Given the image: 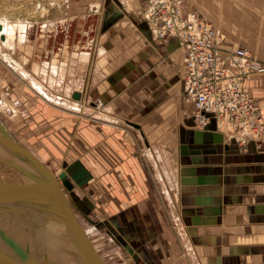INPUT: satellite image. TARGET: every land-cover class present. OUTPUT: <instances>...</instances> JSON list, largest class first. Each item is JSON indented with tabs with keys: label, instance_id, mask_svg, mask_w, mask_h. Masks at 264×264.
<instances>
[{
	"label": "crops",
	"instance_id": "1",
	"mask_svg": "<svg viewBox=\"0 0 264 264\" xmlns=\"http://www.w3.org/2000/svg\"><path fill=\"white\" fill-rule=\"evenodd\" d=\"M150 2L68 0L64 14L70 22L59 27L61 39L71 28L79 34V51L57 66L66 78L73 71L78 85L70 93L78 90L84 99L111 98L112 104L124 97L127 107L106 109L115 120L78 117L11 81V98L20 92L23 106L33 108L39 101L48 108L33 109L25 117L33 134L47 130L48 136L40 143L28 136L27 146L32 145L34 151L28 148L43 162L60 164L55 171L60 183L61 172L70 178L67 168L73 161L80 165L78 173L95 184L97 190L92 185L89 190L103 200L99 204H105L113 220H122L124 213V220L141 234L143 246L134 254L136 261L144 258L141 264H264V136L258 145L254 134L215 117L205 127L195 124L192 102L183 95V50L172 33L162 40L155 37L148 20ZM183 6L213 23L221 35L217 48L222 55L245 46L264 61V0H183ZM91 51L95 56L90 62ZM244 85L264 118V75L250 73ZM49 87L56 96L62 92L60 85L53 86L57 92ZM125 113L130 119L124 115L121 122L117 115ZM136 133L154 163V176L140 156ZM61 149L65 155L59 156ZM158 190L165 193L169 207ZM87 198L95 202L91 195Z\"/></svg>",
	"mask_w": 264,
	"mask_h": 264
},
{
	"label": "rangeland",
	"instance_id": "2",
	"mask_svg": "<svg viewBox=\"0 0 264 264\" xmlns=\"http://www.w3.org/2000/svg\"><path fill=\"white\" fill-rule=\"evenodd\" d=\"M67 2L68 0H0V15L3 16L4 19L9 22L16 21L26 23V30H21L20 32L17 31L16 38L14 39L12 46L9 47V45H11V41L13 40V36L5 43L0 41V99L3 100L2 102L0 101V118L7 125L12 134L20 139L19 142L25 146H27L26 138L28 136H32L33 139H35V141L38 143H40V141L44 142L45 140H48V136L44 134V131L47 130H41V132L33 134L34 132L28 128L31 126V124L27 125L25 118L29 116L28 114H31L30 111L33 109L44 110L45 108L43 106H45V104L43 102L40 103L39 101H35V107L33 108H30L29 106H23L20 102L21 99L19 98L20 92L17 95L15 94V97L13 98L9 96V92L11 89L13 90L11 85L17 87L18 89L20 88V90H24V92L27 90V92H30V95L32 94V96L35 95L38 98L42 97L53 105H58L59 107L74 111L75 113L79 114L78 117L80 115H85L95 118L97 115H100L115 120V118H113L114 116L107 112L106 109L111 108L112 110L117 105L123 109H126L127 107V104L122 102V100H125L122 99L124 97L121 99L117 98L114 104H112L111 98L107 99L105 97H93L91 99H84L82 96L80 99H74L71 97L70 90L78 85L76 84L73 77V71L71 69L70 75H68V78H66L67 76L62 74V72H59L57 66L64 60L69 61V58L73 57V55L79 51L78 47H75L76 44L79 45L77 41V38L79 39V34L71 33V28L68 29L69 33L65 37V40L62 41L61 39L62 31L60 29L70 22V19L65 17L64 14ZM150 3L151 7L149 10L148 20L151 22L154 30H156V28L160 25V20L155 19V16H153V11L154 9H158V0H151ZM95 5H97V3H95ZM90 20L92 21V18ZM59 27L62 28L59 29ZM24 32H26V35L22 36ZM88 36H90V34H88ZM85 41L81 40L80 42L86 44ZM88 42H90V40H88ZM82 47L83 46H81V48ZM69 55L71 56L69 57ZM89 56L91 57V62L95 56V51H91ZM180 58H182L181 55ZM72 59H74V57ZM10 60H13L17 63V68L10 64ZM180 60L182 59H179V62L182 63ZM52 65L57 66L56 72L51 71ZM180 66L176 70L177 72L180 70ZM92 68L93 67L91 66L90 69ZM26 73H28V75ZM63 77L66 79V81L65 79L63 80ZM11 81H13V83L10 85ZM32 82H34L35 85L32 84ZM3 84H6L7 86H3ZM48 84L52 87L53 90H51L54 92H57V89L60 85L62 90L60 93L61 95L59 94V96H56L51 91H49L50 87ZM32 85L34 89L31 87ZM81 85L85 86L86 82H81ZM88 85L90 87L92 86L90 81L87 82V86ZM120 85H123V83ZM53 86L57 89H55ZM5 87H7L8 92L5 91ZM39 88H42L41 91ZM37 89H39V91ZM43 89L50 93L49 95L52 97V99L47 98ZM74 101L77 102L78 106H80L82 110H76L70 106L73 105ZM52 109L53 108H51V112L53 111ZM45 110H48V108ZM127 113L117 115V118L122 119L121 122H125L123 118L124 115H126L125 117L131 115ZM165 116H168V114ZM179 118L180 117H178V119ZM27 119L30 120L29 117ZM38 125L42 126L43 122L39 121ZM222 126L223 128H226L224 124ZM137 134L138 133H136L135 136L138 140V151L140 152V156L143 159L146 168H149L152 173L151 175H153L154 163L148 159L147 156H145V147L141 138H138ZM49 136L55 142H58V139L52 133L49 134ZM255 137L257 136L255 135ZM257 138L258 140L256 143L260 145L263 139L260 137ZM57 144L59 145V143ZM27 147H30L34 151L32 145ZM241 148L245 149L246 146L242 143ZM61 153L65 155L62 149L59 156L62 155ZM66 156L68 155L66 154ZM49 163L53 164V162ZM51 167L54 172L58 169H61L60 164H58L57 167H54L53 164ZM79 168L80 165L73 161L72 165H69L67 168L70 178L66 173H64L61 175V184H63V186L67 189V192L70 196L72 211L89 235L94 247L107 264H141V260H144V258H141L140 261H136L134 258V254L138 253L137 250L141 251L143 246V243L140 241L141 234L138 236L134 227L131 228L128 221L124 220V213L121 216L122 220H113V217H111L112 212L106 209L104 203L102 205L99 204V201L103 202V200H99L98 195L89 190L91 188L89 186L92 185L95 187V184L93 182L89 183L88 179H85L83 176H81L79 174L81 172L78 171ZM1 171L5 173L13 172L12 169L8 168L7 166L2 167ZM56 176L60 181L59 175L56 174ZM17 177L20 178L19 175H17ZM8 178H11L10 182L16 180L14 174H11V176ZM95 189L97 190V187H95ZM158 193L165 206L169 207L164 196L165 193L163 191L160 192L159 190ZM89 195L92 196L95 202L88 200L87 197ZM97 203L101 208L97 206ZM138 215L140 217L142 216L141 214ZM173 225H175L174 222ZM168 228L170 229L169 224ZM131 241L133 242V246L131 245Z\"/></svg>",
	"mask_w": 264,
	"mask_h": 264
},
{
	"label": "built area",
	"instance_id": "3",
	"mask_svg": "<svg viewBox=\"0 0 264 264\" xmlns=\"http://www.w3.org/2000/svg\"><path fill=\"white\" fill-rule=\"evenodd\" d=\"M153 13L160 20L154 34L172 33L184 46L183 95L193 104L196 125L205 127L210 117H223L234 129L264 136V118L244 85L250 73L264 75V61L245 46L222 55L217 48L221 35L213 23L194 10L187 12L182 0H158Z\"/></svg>",
	"mask_w": 264,
	"mask_h": 264
},
{
	"label": "water",
	"instance_id": "4",
	"mask_svg": "<svg viewBox=\"0 0 264 264\" xmlns=\"http://www.w3.org/2000/svg\"><path fill=\"white\" fill-rule=\"evenodd\" d=\"M72 96L78 97V91L74 90ZM1 149L20 154V156H23L25 160L29 161L41 174L33 175L30 170L14 162L11 156L1 151ZM0 162L3 164L6 163L13 170L24 174L33 181L32 184L30 183L29 186L25 187V189L27 188L31 191V195L15 194V190L19 186L14 181L5 185L1 184L0 202L6 201L7 203H14L13 200L16 197H22L42 203L45 207L42 206L44 208L41 209V212L45 213L44 217H47V219H55V217L50 216L52 214L51 208L59 211L66 226V233H69L71 243L79 259V264H107L94 247L89 235L72 211L70 199L66 196L67 189L63 184L59 183L57 177L53 174L54 172L47 165L22 145L21 142L13 139L1 122ZM9 206L14 208V205ZM19 216L23 220H19L17 215H11L10 212L0 208V264H56L53 256L46 254L47 251L39 243L37 244L35 240L31 243L28 239L24 241V239L17 236V227L19 225L25 228L27 226L31 228L38 227L33 222L28 221L25 216H21V214ZM15 219L20 221L18 226L15 225ZM7 222H9L8 225L11 227L4 226Z\"/></svg>",
	"mask_w": 264,
	"mask_h": 264
},
{
	"label": "bare ground",
	"instance_id": "5",
	"mask_svg": "<svg viewBox=\"0 0 264 264\" xmlns=\"http://www.w3.org/2000/svg\"><path fill=\"white\" fill-rule=\"evenodd\" d=\"M182 2H183V0H182ZM186 11L189 12V11H193V10L188 8ZM21 30H23V23L22 22H16V21L9 22L6 19H4L3 16L0 15V41L2 43H5L6 41H8L13 36L15 31L20 32ZM155 37H157V36L155 35ZM161 40H162V37H161ZM177 46L182 48L183 55H184V46L180 45L178 38H177ZM9 62H10V64H12V66L17 68L16 62H14L13 60L12 61L10 60ZM182 67H183V69H182L181 75L183 74V70H184V66H182ZM32 84L35 85L34 82H32ZM31 87L34 89L33 85ZM4 89L6 92H8L7 87H5ZM39 89H37V90L39 91ZM40 91H41V89H40ZM78 93H79L78 97H73L72 93H71V97L74 99H80L81 92L78 91ZM0 101L2 102L3 100L0 99ZM70 106H72L73 109H76V110L79 109L76 101H74L73 105H70ZM192 106H193V104H192ZM79 110H82V108ZM217 120H221V121L223 120L224 122H227L229 124V122L226 118L218 117ZM0 122L5 126V128L8 130V132L13 137V139L19 142L20 139L15 137L12 134V132L9 130V128L3 122V120L1 118H0ZM194 122H195V120H194ZM230 128H232V127H230ZM244 130H246V129H244ZM246 131L251 133V131H249V130H246ZM22 145H24V144H22ZM25 147L28 148L27 146H25ZM1 151L10 155L11 158L14 160V162H17L23 168L30 170L33 175H40L41 174L31 165V163L29 161L25 160V158L23 156H20V154L13 153V152L11 153L10 151H7L6 149H4V150L1 149ZM32 153L37 158H39L34 152H32ZM43 163L45 165H47L53 171L51 164L49 162H43ZM4 166H7L8 168L12 169L6 163L3 164L0 162V185L1 184L5 185V184L11 183L10 182L11 178L9 179L8 177H10L11 174H14V177L16 178V180L14 182L16 185L19 186V188H17L14 193L15 194L31 195L32 194L31 191L27 188L25 189V187L29 186L30 183L32 184V182H33L32 179L26 177L22 173L21 174L18 173L16 170H13V169H12L13 172H10L11 174L9 172L5 173V172L1 171V168ZM14 171H16V172H14ZM53 174L56 176L55 172ZM17 175H19L20 178L17 177ZM61 175H63L62 172H61ZM57 180L59 181L58 177H57ZM59 183H60V181H59ZM66 196L68 199H70L68 192L66 193ZM13 201H14V203L13 202L7 203L6 201L0 202V208L1 209L3 208L6 211L10 212L11 215H15V216L17 215V218L19 220H23L19 216V214H21V216H25V218H27L28 221L33 222V224L38 226L36 228H31L30 226H27V228H25L24 226H21V225L18 226L20 221L15 219V225L18 226L17 227V234H18L17 236L19 238L24 239V241L28 239L31 243L34 242V240H35L37 242V244L39 243V245L47 251L46 254L53 256V259L56 260V264H79V259L76 255L75 249L71 243V240H70L71 238L69 237V233H66V226H65V223H64L63 218L61 216V213H59V211L53 210V208L50 207L52 209V214L50 216L55 217V219H47V217H44L45 213L41 212V209L45 207L44 204L33 201V200H29L28 198H22V197H16ZM9 205H14V208H11ZM42 206H44V207H42ZM7 214L10 216L9 213H7ZM0 222H1V220H0ZM8 223L9 222L4 224V226H10V225H8Z\"/></svg>",
	"mask_w": 264,
	"mask_h": 264
}]
</instances>
